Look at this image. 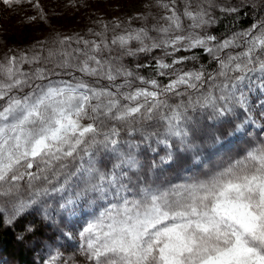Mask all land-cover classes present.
Returning a JSON list of instances; mask_svg holds the SVG:
<instances>
[{
	"label": "snow or ice",
	"instance_id": "obj_1",
	"mask_svg": "<svg viewBox=\"0 0 264 264\" xmlns=\"http://www.w3.org/2000/svg\"><path fill=\"white\" fill-rule=\"evenodd\" d=\"M0 2L11 7L24 0ZM176 4L158 0L169 13L161 17L165 25L152 28L158 38L146 28L111 40L94 33L99 42L78 39L83 47L50 51L51 68L39 66V56L0 61V211H6L7 202L14 217L55 196L57 206L69 212L80 202L92 205L114 197L119 203L106 207L80 233L89 264H264V140L206 179L169 187L153 180L162 164L183 166L176 141L195 159L198 138L215 146L251 125L264 131V105L253 112L245 91L259 87L264 92V21L218 42L195 31L182 34ZM182 15L193 30L211 23L207 10L193 9L191 0H185ZM241 37L243 50L228 51L242 47ZM70 42V37L60 41ZM112 46L129 56L200 48L218 71H177L162 85L106 56ZM195 58L157 60V74L168 76L169 69ZM26 64L37 66L29 72L23 70ZM257 74L259 85L253 80ZM169 97L179 99L170 102ZM148 122L154 123L136 127ZM137 133L149 146L163 145L166 156L145 164L137 156L139 145L124 139ZM100 152L113 155L110 167H98ZM25 182L28 199L19 197ZM44 211L50 218L47 204Z\"/></svg>",
	"mask_w": 264,
	"mask_h": 264
},
{
	"label": "rangeland",
	"instance_id": "obj_2",
	"mask_svg": "<svg viewBox=\"0 0 264 264\" xmlns=\"http://www.w3.org/2000/svg\"><path fill=\"white\" fill-rule=\"evenodd\" d=\"M164 2L170 3V0H164ZM37 3L39 8L36 7ZM191 4L193 9L198 10L200 7L206 9L208 19L221 13V9L248 6L250 9L260 11L254 25L264 21V0H191ZM184 6L185 0H177L176 8L181 14L184 27L182 34L195 31L204 36L208 24L202 28L191 29L189 27L191 22L182 15ZM167 14L169 13L166 10L158 6V0H32L31 3L24 0L11 7L0 2V61L12 55H26L29 58L39 56L41 58L39 66L47 65L51 68L55 63V58L52 61L46 59L50 51L58 53L64 49L71 51L76 47H83L75 43L78 39L99 42L100 38L94 33H106L108 40H111L127 31L146 28L150 36L158 38L159 34L152 31V28L165 25L167 22L161 17ZM251 29L252 27L247 31ZM67 37L71 38L70 44L62 45L60 41ZM239 43L242 47L228 51L233 54L241 52L243 50L242 37ZM131 46L135 48L137 45L133 42ZM186 53L181 51L175 54L183 57ZM105 55L118 57L119 59L115 62L123 64L133 73H135L134 70L139 69L138 65L148 66L150 64L156 67L157 60L171 63L169 61L172 59L171 55H165L163 49L129 56L123 55L116 46H112V52H106ZM182 65L183 63L169 69L170 75L168 76L158 74L157 76L164 77L168 83L171 78H174L175 73L172 70L178 71ZM36 66L26 64L23 65V70L31 72ZM214 68L213 75L218 71L216 61ZM260 79L258 74L253 78L256 85H259ZM245 91H247L253 112H259L261 106L264 105V92L259 87H253L251 91L246 88ZM177 99L179 98L169 97L170 102ZM236 118L242 120L244 114L237 110ZM151 123L154 122L136 125V127L148 128ZM124 139L139 145L136 150L137 156L145 164L153 160L158 163L160 158L167 154L163 145L151 143L149 146V143L142 142L139 133L135 136H124ZM261 140H264V131L256 125L249 126L246 132L226 137L221 144L215 146H209L202 138H198L195 142L200 145L199 156L195 159H193L195 156L193 151H186L185 145L176 141L177 155L183 158V166H177L171 161L162 164L153 180L161 187H169L172 184L206 179L218 167L243 158L250 147L257 145ZM121 147L127 150L124 145ZM113 159L111 153L100 152L97 156L98 167H110ZM29 192L25 182L19 190V197L28 199ZM127 195L131 198V193ZM59 199L55 196L44 197L43 203L33 204L26 211L14 217H12L11 206L5 202L3 207L6 211H0V218L6 227H17V243L26 252L32 264H89L82 247L84 241L80 233L89 222H95L106 207H111L113 203H119V201L114 197H109L106 200L97 199L92 205L80 202L71 211L66 212L57 206ZM45 204L48 205L50 218H45ZM10 217H12L11 222H9ZM21 226L23 230H20ZM53 258H55L54 261ZM0 264L19 263L13 257L0 255Z\"/></svg>",
	"mask_w": 264,
	"mask_h": 264
},
{
	"label": "trees",
	"instance_id": "obj_3",
	"mask_svg": "<svg viewBox=\"0 0 264 264\" xmlns=\"http://www.w3.org/2000/svg\"><path fill=\"white\" fill-rule=\"evenodd\" d=\"M259 12V9H250L248 6L237 8L236 11H221V13L217 14L214 18L209 19L211 23L208 24L205 35L216 37L218 42L230 39L233 36H239L255 24ZM171 56V60L181 57L178 54ZM193 56L196 58L186 59L178 71L202 70L206 73H213L215 69V60H213L203 49H193L192 51L187 52L183 57ZM171 60L169 62H171ZM134 71V74L143 76L145 79L155 78L160 81L162 85L167 83L164 77L157 76L156 67L150 64H148V66L139 67L138 70ZM137 71H140L141 73H138ZM172 72L175 73L177 71L176 69H173ZM20 230H23V226L20 227ZM17 236V227H6L0 218V255L4 257H13L19 264H32L28 259L27 254H25L26 252L17 243Z\"/></svg>",
	"mask_w": 264,
	"mask_h": 264
}]
</instances>
